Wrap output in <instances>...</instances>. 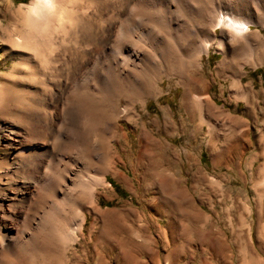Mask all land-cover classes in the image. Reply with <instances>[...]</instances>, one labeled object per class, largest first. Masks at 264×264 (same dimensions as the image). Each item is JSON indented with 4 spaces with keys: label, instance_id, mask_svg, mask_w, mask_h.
<instances>
[{
    "label": "rangeland",
    "instance_id": "374dc122",
    "mask_svg": "<svg viewBox=\"0 0 264 264\" xmlns=\"http://www.w3.org/2000/svg\"><path fill=\"white\" fill-rule=\"evenodd\" d=\"M29 1L0 0V84L4 93L24 97L10 101L14 107L9 106L0 122H13L24 136L34 138L37 125L50 122L48 113L56 107L53 131L45 130L40 141L54 146L71 128L64 107L84 103L102 134L91 138L80 133L81 146L71 153L76 159L72 176L87 180L105 175L106 183L97 188L93 203L79 190L67 199L63 188L28 195L24 220L13 225L18 240L7 243L8 249L0 247V264H264V28L251 25V47L244 55L237 42L225 55L211 46L197 69H183L181 83L167 74L168 57L145 78L136 77L142 92L111 74L105 80L100 76L71 103L63 100L67 90L61 100L50 101L52 86L41 80L31 83L30 76L14 68L21 57H10V48L25 51L11 42L23 29L21 4ZM216 33L219 37L218 28ZM66 54L56 55L55 64L36 67L39 79L53 74L62 75L60 81L65 78ZM156 83L158 91L153 89ZM194 93L203 98L199 105ZM124 106L131 119L118 112ZM92 139L100 145L105 141L107 148L89 152L86 145ZM6 140L0 134L3 204L7 199L2 197L13 194L4 181ZM54 151L72 166L70 151ZM49 209L55 222L48 220L57 228L79 226L65 249L38 237V224ZM24 243L33 247L27 244L35 252L32 260L24 259Z\"/></svg>",
    "mask_w": 264,
    "mask_h": 264
},
{
    "label": "bare ground",
    "instance_id": "6f19581e",
    "mask_svg": "<svg viewBox=\"0 0 264 264\" xmlns=\"http://www.w3.org/2000/svg\"><path fill=\"white\" fill-rule=\"evenodd\" d=\"M21 5L23 9L19 15L23 29L10 44L25 51L10 48V57L15 54L21 57L15 60L14 68L18 67L25 75L30 76L31 83L41 80L43 86H52L53 91L48 90L50 101L61 100L63 91L67 90L63 100L69 103L73 96L76 98L84 89L94 87L100 76L105 80L111 74H116L124 82L127 81L131 88L142 92L143 88L134 83L136 77L145 78L152 70L156 71L161 64L164 65L168 57L167 74L175 75L181 83L183 69L188 72L197 69L201 55L207 54L211 46L214 45L225 55L237 42L241 44L240 51L243 50L239 53L244 55V49L251 47L248 37L251 25L264 28V0H30ZM168 17L171 18L170 21ZM217 28L220 30L219 37ZM252 33L259 37L258 31ZM64 52L69 53L66 54L67 60H63L64 73L67 71L65 78L60 81L59 76L62 75L53 74L51 79H39L41 73H38L36 67H48L50 62H54L56 55ZM106 62L110 64L106 65ZM51 69L53 72L58 70L55 67ZM158 87L156 83L153 89L158 91ZM3 88L0 84V119L5 117L6 110L11 106L10 101L24 98L12 91L4 93ZM202 99L199 94H193L196 104L199 105ZM82 104L64 107L63 113L71 120L68 123L71 128L67 129L65 135L61 134L54 146L40 141L45 130L50 133L53 131L52 119L59 113L56 107L53 113L52 109L48 113L50 122L37 125L34 138L31 135L24 136L26 133L14 126L13 122H0V134L6 137L5 146L9 148L4 181L13 190L11 196L2 197L7 199V203H0V247L8 249L7 243L13 244L18 240V233L13 225L14 221L24 220L23 208L26 207L24 205L28 195L38 194L48 187L60 190L63 188L67 199L75 190H79L89 199V203H93L97 188L105 186V175L100 178L91 175L87 180L74 179L72 176L76 159L71 153L81 146L80 133L90 135L91 138L102 134L96 127L97 119L86 115ZM113 109L112 107L111 114ZM118 112L131 119L125 106ZM66 126L63 127L67 128ZM103 143L100 145L92 139V143L86 146L93 153L105 148ZM54 147L57 152L60 149L70 151L65 152L74 158H70L72 166H66L67 162L63 163L62 157H57ZM29 214L31 215L30 212ZM43 215L45 217L42 216L43 220L38 224L40 239L49 245L58 242L64 249L74 242L79 226L69 230L59 229L48 220L50 217L53 219L52 210H46ZM81 217L83 220L84 212H81ZM53 221L55 222L54 219ZM28 245L27 253L22 251L27 255L23 256L27 260L32 253Z\"/></svg>",
    "mask_w": 264,
    "mask_h": 264
},
{
    "label": "trees",
    "instance_id": "16d2710c",
    "mask_svg": "<svg viewBox=\"0 0 264 264\" xmlns=\"http://www.w3.org/2000/svg\"><path fill=\"white\" fill-rule=\"evenodd\" d=\"M110 182V181H109ZM111 183V182H110Z\"/></svg>",
    "mask_w": 264,
    "mask_h": 264
}]
</instances>
